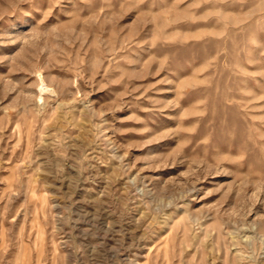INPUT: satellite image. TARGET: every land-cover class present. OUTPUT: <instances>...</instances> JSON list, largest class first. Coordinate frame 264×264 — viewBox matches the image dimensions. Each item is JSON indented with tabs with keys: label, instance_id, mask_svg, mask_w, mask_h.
I'll use <instances>...</instances> for the list:
<instances>
[{
	"label": "rangeland",
	"instance_id": "rangeland-1",
	"mask_svg": "<svg viewBox=\"0 0 264 264\" xmlns=\"http://www.w3.org/2000/svg\"><path fill=\"white\" fill-rule=\"evenodd\" d=\"M21 261L264 264V0H0Z\"/></svg>",
	"mask_w": 264,
	"mask_h": 264
},
{
	"label": "bare ground",
	"instance_id": "bare-ground-1",
	"mask_svg": "<svg viewBox=\"0 0 264 264\" xmlns=\"http://www.w3.org/2000/svg\"><path fill=\"white\" fill-rule=\"evenodd\" d=\"M43 89V88H42ZM41 92V91H40ZM20 264H22V261H21V263Z\"/></svg>",
	"mask_w": 264,
	"mask_h": 264
}]
</instances>
